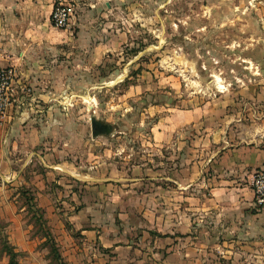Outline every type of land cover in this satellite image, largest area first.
Wrapping results in <instances>:
<instances>
[{"label": "crops", "instance_id": "obj_1", "mask_svg": "<svg viewBox=\"0 0 264 264\" xmlns=\"http://www.w3.org/2000/svg\"><path fill=\"white\" fill-rule=\"evenodd\" d=\"M41 9L49 17L51 0H0V67L27 86ZM33 101L16 90L0 123V226L12 255L1 236L0 264H47L52 245L62 264H264V209L249 183L264 167V121L250 136L205 128L169 172L160 160L119 166L103 148L89 171L83 156L69 159L68 138L50 132L53 111ZM28 212L47 236L33 233Z\"/></svg>", "mask_w": 264, "mask_h": 264}, {"label": "rangeland", "instance_id": "obj_2", "mask_svg": "<svg viewBox=\"0 0 264 264\" xmlns=\"http://www.w3.org/2000/svg\"><path fill=\"white\" fill-rule=\"evenodd\" d=\"M51 3L49 17L41 9L45 18L34 21L27 94L35 109L53 111L50 132L68 138L69 159L83 156L85 170L103 148L119 166L160 160L169 172L205 128L250 136L264 121V0ZM7 22L16 31L25 25ZM91 116L110 132L91 138ZM27 217L33 233L47 236L43 218ZM54 254L47 264H57Z\"/></svg>", "mask_w": 264, "mask_h": 264}, {"label": "built area", "instance_id": "obj_3", "mask_svg": "<svg viewBox=\"0 0 264 264\" xmlns=\"http://www.w3.org/2000/svg\"><path fill=\"white\" fill-rule=\"evenodd\" d=\"M54 15L58 19L65 17V13H62L61 17H58L56 12L53 13ZM16 90L27 94L30 87L16 80V71L13 66L0 67V123L7 116ZM249 181L255 207L264 209V167L255 169L251 173Z\"/></svg>", "mask_w": 264, "mask_h": 264}, {"label": "water", "instance_id": "obj_4", "mask_svg": "<svg viewBox=\"0 0 264 264\" xmlns=\"http://www.w3.org/2000/svg\"><path fill=\"white\" fill-rule=\"evenodd\" d=\"M110 125L107 122L99 120L93 116L89 117V131L92 138L98 135H105L110 132Z\"/></svg>", "mask_w": 264, "mask_h": 264}, {"label": "trees", "instance_id": "obj_5", "mask_svg": "<svg viewBox=\"0 0 264 264\" xmlns=\"http://www.w3.org/2000/svg\"><path fill=\"white\" fill-rule=\"evenodd\" d=\"M2 244H3L2 246H4V249H6V250L8 251V254L10 255V260H9V261L11 262V257H12V255H11V252H10V250H9V248H8V246H7V244L5 243V240H4V239H2ZM51 251L55 253V254H54V258H55L57 264H62V263H61V260H60V258H59V255L57 254V252H56L55 248L53 247V245H52V247H51Z\"/></svg>", "mask_w": 264, "mask_h": 264}]
</instances>
